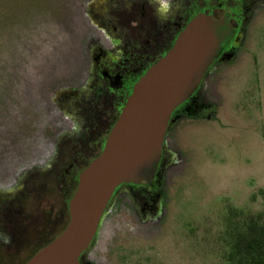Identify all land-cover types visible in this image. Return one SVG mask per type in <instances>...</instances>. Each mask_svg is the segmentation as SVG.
<instances>
[{
	"label": "rangeland",
	"instance_id": "1",
	"mask_svg": "<svg viewBox=\"0 0 264 264\" xmlns=\"http://www.w3.org/2000/svg\"><path fill=\"white\" fill-rule=\"evenodd\" d=\"M198 1L0 0V264L62 233L76 176L123 107L119 72L152 60ZM234 2L236 27L171 115L152 183L115 190L79 264H233L231 228L264 213V0Z\"/></svg>",
	"mask_w": 264,
	"mask_h": 264
},
{
	"label": "water",
	"instance_id": "2",
	"mask_svg": "<svg viewBox=\"0 0 264 264\" xmlns=\"http://www.w3.org/2000/svg\"><path fill=\"white\" fill-rule=\"evenodd\" d=\"M230 30L225 18L203 13L186 24L170 50L134 84L100 154L80 172L64 231L24 264H79L115 190L152 183L171 115L193 96Z\"/></svg>",
	"mask_w": 264,
	"mask_h": 264
},
{
	"label": "trees",
	"instance_id": "3",
	"mask_svg": "<svg viewBox=\"0 0 264 264\" xmlns=\"http://www.w3.org/2000/svg\"><path fill=\"white\" fill-rule=\"evenodd\" d=\"M234 1L235 0H205V1L200 0V1H198L197 5L194 6V8H195L194 13L191 15V17H189V19H187V21L184 24V27L189 22V20H191L194 17L195 14L201 13V12L203 13L205 11V12H208V14H212L215 19L225 18L230 29L235 28V26H236L235 17H236L238 5ZM216 11H217V13H220L221 15L220 16L217 15ZM179 32L176 33L172 39H170V33H168L169 35L167 36V39L165 40V42L160 43V45L157 48L155 47L156 52L154 54L149 53V56H148V54L147 55L142 54V56L146 57V58H150L152 55H157L158 51H161V49H163L164 46L165 47L167 46V50L165 52V54H166L170 50V48L172 47V45H173L177 35L179 34ZM164 55L157 57L151 63V65L147 67V69L149 67H151L153 64H155L157 62V60ZM123 106H124V104H123ZM118 115H119V113L117 115H111V121L112 122H110V127L107 131V135L109 134L111 128L113 127L115 121L117 120ZM105 138L102 142L100 151L97 153V155L94 158H96L100 154V152L102 150V146H103L104 141H105ZM83 140L86 141L85 138ZM92 160H90L89 162H86L84 167L82 169H80L79 173ZM79 173L76 176L77 178H78ZM76 184H77V181H76ZM75 189H74V191H75ZM73 193L74 192H72L69 195V197L66 198V202L64 205L66 214H68V202H69L71 196L73 195ZM63 214H64V212L62 211L61 215H63ZM68 221H69V219H67V221L65 222V225L63 226V229L61 232L64 231L65 227L68 224ZM19 230L21 232V230H23V228H21ZM231 230L233 232L231 233V245H230V251L228 253V260L230 262H232L233 264H264V213L259 212L256 214L247 215L244 218V220L239 222V225L237 227L234 226L231 228ZM58 235H55L54 237L47 239V240H44L43 238L38 237L37 239H39V240L37 241V243L43 242L39 249L43 248L45 245H47L50 241H52ZM37 251H34L33 254H35ZM33 254L31 256H33ZM31 256H29L28 259L31 258Z\"/></svg>",
	"mask_w": 264,
	"mask_h": 264
},
{
	"label": "flooded vegetation",
	"instance_id": "4",
	"mask_svg": "<svg viewBox=\"0 0 264 264\" xmlns=\"http://www.w3.org/2000/svg\"><path fill=\"white\" fill-rule=\"evenodd\" d=\"M191 12H189V14H185L184 16H185V20H184V23H183V25L180 27V28H178V29H176L173 33H170V39H172L173 37H174V35L176 34V33H178L179 31L181 32L182 30H183V27H184V24H185V22L187 21V19H189V17H191V14H190ZM197 14H199V13H197ZM197 14H195L194 15V17L197 15ZM206 14V13H205ZM212 16V15H211ZM213 17V16H212ZM214 18V17H213ZM190 21V20H189ZM186 26V25H185ZM236 27V26H235ZM179 32V33H180ZM168 45V44H167ZM166 50H167V46L165 47H163V49H161V51H158V54L157 55H154V57H153V59L152 60H149V61H147L146 63H145V66L144 67H142L141 69H139V70H137L136 72H134V73H127V74H122V73H120L119 72V77H120V80H121V86H120V88L118 89V90H116V92H118V96H119V98H120V101H121V103H122V105L125 103V101H126V99H127V97H128V95H130V93H127L126 91H125V89H124V80L123 79H128V78H131L132 76H138L137 77V79H136V81L134 82V83H136L137 81H138V78H140L145 72H146V69H147V67L148 66H150L151 65V63L157 58V57H159V56H161V55H164L165 54V52H166ZM225 50V49H224ZM223 50V51H224ZM112 72L113 71H111V72H106V76H105V78H103V80H104V82H105V84H107V86H110L113 82L111 81V79L114 77V73L112 74ZM105 87V86H104ZM104 87H102V89L104 90ZM132 90V89H131ZM119 104V103H118ZM117 104V105H118ZM121 105V106H122ZM77 180H78V178H77ZM123 186H126V185H123ZM128 186H131V185H128ZM133 187V186H132ZM69 203V202H68ZM68 214H69V212H68Z\"/></svg>",
	"mask_w": 264,
	"mask_h": 264
},
{
	"label": "crops",
	"instance_id": "5",
	"mask_svg": "<svg viewBox=\"0 0 264 264\" xmlns=\"http://www.w3.org/2000/svg\"><path fill=\"white\" fill-rule=\"evenodd\" d=\"M211 92V91H210ZM199 93V91L198 92H196V94H198ZM198 95H200V98L202 97H204L205 99H207V101H206V104H207V102H209L210 104H212V96H214L213 94H212V92L211 93H208V92H206V91H204V90H200V94H198ZM212 95V96H211ZM209 96H211V97H209ZM170 139L172 140V141H174V138H173V134L171 135V137H170Z\"/></svg>",
	"mask_w": 264,
	"mask_h": 264
}]
</instances>
